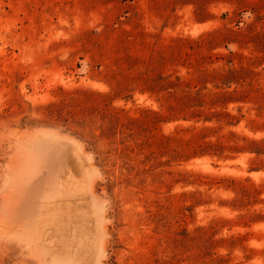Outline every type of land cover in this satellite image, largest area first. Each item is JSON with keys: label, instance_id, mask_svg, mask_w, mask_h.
Masks as SVG:
<instances>
[{"label": "rangeland", "instance_id": "1", "mask_svg": "<svg viewBox=\"0 0 264 264\" xmlns=\"http://www.w3.org/2000/svg\"><path fill=\"white\" fill-rule=\"evenodd\" d=\"M0 264H264V0H0Z\"/></svg>", "mask_w": 264, "mask_h": 264}, {"label": "trees", "instance_id": "2", "mask_svg": "<svg viewBox=\"0 0 264 264\" xmlns=\"http://www.w3.org/2000/svg\"><path fill=\"white\" fill-rule=\"evenodd\" d=\"M235 70H232V72ZM168 107L170 109H174L175 105L169 104ZM151 112L154 115L162 117V115L159 114V112L155 110H151ZM228 114V113H226ZM211 118L204 117L203 120H210ZM208 128V127H206ZM147 142V141H146ZM185 144V146H184ZM214 145L211 141L204 142V146L202 143L194 142V145H188V143H185L183 138L176 136L175 134H162L159 138H156L154 141H148L147 146L153 147L157 151H162L164 149H173L178 152H182L184 150H189L190 147L192 154H205L207 152V149H204L203 147L206 146H212Z\"/></svg>", "mask_w": 264, "mask_h": 264}]
</instances>
